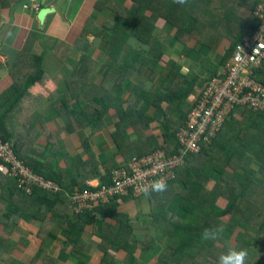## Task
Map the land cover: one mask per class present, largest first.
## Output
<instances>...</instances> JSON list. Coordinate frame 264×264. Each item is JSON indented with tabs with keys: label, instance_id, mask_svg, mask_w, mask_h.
I'll return each instance as SVG.
<instances>
[{
	"label": "trees",
	"instance_id": "16d2710c",
	"mask_svg": "<svg viewBox=\"0 0 264 264\" xmlns=\"http://www.w3.org/2000/svg\"><path fill=\"white\" fill-rule=\"evenodd\" d=\"M103 1H98V11L102 12L110 7L111 12L117 16L112 24L106 26V31L113 32L105 36L108 43L103 59L113 57L114 60H118L122 53L124 56L127 46L132 47L137 37L141 38L139 33L147 29V22H151L153 27L154 22L159 18H165L166 23L171 24L174 31L172 37L175 41L181 40L186 54L190 40L195 39V44L190 49L195 53L199 54L203 46H208L206 44L199 46L197 36L201 34L197 33L201 27H204L203 31L205 28H208L209 32L218 28L223 31L224 38L229 42V48L210 77L198 81L194 74L189 76V73L184 74L178 66L175 67L180 77L177 94L174 93L172 97L180 96L182 100L190 95L195 86L204 89L214 78L217 70L228 61L236 46L252 33L255 27L253 11L260 2V0H187V3L180 4L175 0H128L134 7L132 12L123 4H118L119 0H109V3L107 1L103 3ZM228 6L232 9L236 8L235 6L246 8L248 15L243 16L240 12L233 10L227 11ZM94 20L89 19L86 26L89 32L85 29L86 32L95 31ZM204 22L209 24L204 26ZM86 36L83 39L87 38ZM215 36L220 39V36ZM209 48L214 51L213 48ZM135 56L132 47L127 57L132 59ZM82 58L76 66L78 70L84 68L86 80L81 82L80 87L87 90L92 85L89 72L94 69L95 58L88 51ZM30 60L34 63L35 70L45 76L44 57L34 56ZM76 72L75 69V74ZM163 74L164 67L160 66L159 75ZM41 78L28 74L24 83L17 84L11 89V94L6 95L4 106L0 104V121H7V113L14 105L11 103L14 101V96L21 92L25 94L32 86L40 82ZM257 79L264 84V64L257 72ZM171 82L170 79L168 83ZM77 86L78 83H75L72 90ZM119 86L122 87V91L116 94L109 92L104 98L95 100L96 104H101L104 109L107 108L105 110H109V105L117 109L118 123L111 132L112 141L119 150L117 156L103 163L95 155L90 142H85L82 149L87 152L88 159L84 160L79 156L71 157L73 162L79 160L80 163L70 166L66 171L57 172L47 169L41 161L21 154L19 141L15 147L18 158L36 174L59 184L63 191L59 195H53L35 188L33 195L28 194L21 188L20 177L5 176L1 169L5 165L2 159H0V181L12 183L16 190L14 195H20L23 203L38 201L50 209L52 205L56 206L60 203L69 209L68 214L62 217L64 222L60 224L65 236L62 251L76 260L77 264H150L153 261L152 258L157 256L159 246L164 248V253L161 252L160 258L157 256V260L151 264H218L220 255L226 252L228 247L248 249L249 256L246 264H264V181H258L256 178L257 175L264 176V112L253 111L248 106L235 107L211 146L206 148L202 145L198 155L186 156L184 167L177 171L176 181L168 184L165 192L153 191L148 195L136 197L147 198L149 225L136 224L137 221L141 222L140 220H146V218H131L127 213L119 211L120 201L134 198L132 196L114 198L108 205L97 206L92 203L91 207L84 208L83 212L76 208L77 203L74 197L88 189L86 181L89 179H101L103 181L101 186H109L113 173L132 159L146 156L143 154L151 150L153 152L165 150L168 156L176 154L179 150L177 135L184 126L188 113L187 116L181 117V126H183L180 129L166 125L165 116H163L161 125L164 133L159 137L161 143L154 145L150 151L131 150L128 153L130 156L127 157L123 137H125L128 123L131 122L132 126H135V121L139 125L141 122L151 121L147 119L149 118L147 115L142 117L144 113L142 110L133 113L131 110L128 111L130 108L122 107L128 100L124 99V89L131 85L121 82ZM142 94L144 100L148 96L151 97L147 93ZM73 97L75 101L78 100L74 95ZM167 98L159 99V104L161 101L170 102ZM95 111L96 114L93 116L92 110L88 109V103L81 113L68 110L73 119L68 127L69 132L72 134L76 132L74 122L82 121L81 117L86 118V120L83 119L86 127L95 128V121L98 124L105 117L104 111L97 108ZM13 138L14 136L12 137L9 132H0V141L3 143L12 142ZM165 144L170 147H165ZM121 160L125 164H121ZM70 181H74V184ZM221 181L226 186L221 185ZM172 202L180 204L183 216L173 215L178 213L170 208ZM11 218L14 219V215L11 214ZM54 219L58 217L55 216ZM89 227L95 229L92 238L86 237ZM217 227H223L224 232L216 240L206 241L201 238L205 229ZM4 239L0 237V244ZM93 239L97 242L95 250L91 244ZM94 251L100 253V259L95 257ZM166 251L171 252L172 255ZM7 260L8 264L48 263L47 257L41 262L33 260L30 263L10 257H7Z\"/></svg>",
	"mask_w": 264,
	"mask_h": 264
},
{
	"label": "crops",
	"instance_id": "0c3cea01",
	"mask_svg": "<svg viewBox=\"0 0 264 264\" xmlns=\"http://www.w3.org/2000/svg\"><path fill=\"white\" fill-rule=\"evenodd\" d=\"M1 1L3 0H0V4ZM22 1L24 0H5L2 4L6 5L0 6V98L9 93L16 80H23L28 74H33L32 69L35 70V65L26 57V54L44 57L45 76L25 94L21 92L14 96V101L11 102L14 105L7 113V121H0V132L6 131L12 134L15 147L17 142H21L19 148L21 154L41 161L51 171L63 172L70 166L80 163L79 160L73 162L71 157L79 156L87 160L89 156L82 149L85 142H90L95 155L103 163L118 155L119 150L111 138V132L118 123L117 109L109 105V110H105L107 108L104 109L101 104H96L95 100L104 98L109 92L116 94L122 91V87L119 86L121 82L131 85L124 89V99L128 100L122 107L130 108L128 111L131 110L133 113L142 110L144 112L142 117L147 115L149 118H146L151 121L141 122L140 125L135 121V126H132L131 122L128 123L125 137H123L126 145L125 154L129 157L128 153L131 150L150 151L154 145H159L161 143L159 137L164 133L161 125L162 117L165 116L166 125L180 129L183 126H181V117L187 116V113L191 111L192 99L197 98L202 89L200 86H195L184 100L180 99V96L172 97L174 93L177 94L179 87L180 75L175 67L178 66L184 74L192 70L198 81L207 79L229 48V42L225 41L214 51L204 46V49L201 48L199 54H196L194 50H190L195 41L190 40L186 54L181 40L173 39L172 26H170L171 31H166L165 27L169 24L163 18H159L154 22L153 27L148 21L147 29L140 31L141 38L136 39L132 45L135 57L132 59L127 57V53L132 49L127 46L126 54L123 56L122 53L118 60H114L113 57L103 59L108 43L105 36L113 32L106 31V26L112 24L117 17L111 12L109 5V9L101 12L97 9L99 0H83L82 6L76 12L80 0H65L64 16L53 13L47 17L45 23H42L38 19V13L45 7L43 4L54 7L62 0H31L33 6L19 8L13 20V7ZM106 1L109 3V0H104L103 3ZM118 4H123L126 9L133 12L134 7L128 0H119ZM89 19H95L93 25L95 31L92 33H88L86 28ZM40 35L60 39L73 49L57 46V43L53 44L51 40H47L45 43H49L52 47L47 50ZM85 36L87 38L84 51L78 44L82 40L81 37ZM90 36L92 40H89ZM90 49L94 51L95 61L94 69L89 75L92 85L86 90L80 87L81 82L86 80L84 68L78 70L76 65ZM203 51L205 55H202ZM150 57H154L152 60L156 63L153 67H151ZM163 58L167 62L161 65L159 60ZM160 66L164 67L162 76L159 75ZM170 79L172 82L167 83ZM75 83H78V86L72 90ZM142 93H147L151 97L148 96L144 100ZM73 95L78 99L77 101ZM162 97H168L170 102L161 101L159 104V99ZM4 103L5 100L0 102L2 107ZM87 103L93 116L97 108L104 111L105 117L98 124L93 118L95 128L86 127L83 121L86 118L81 117L82 121L74 122V128L78 130L75 129L74 134L70 133L68 127L73 119L68 110L81 113ZM181 108L183 110H180ZM164 146L170 147L168 144ZM152 152L153 150L143 155ZM123 163L124 161L121 160V164ZM256 178L258 181H264V176L257 175ZM6 182L0 181V237L5 238L0 244V264H8L7 257L24 263H30L33 260L41 262L47 257V264H77L76 260L62 251L65 236L60 224L64 222L62 217L68 214L69 209L60 203L56 206L52 205V209L38 201L23 203L20 195H14L16 190L13 184ZM70 183L74 184V181ZM86 183L87 186H100L103 181L89 179ZM140 198L144 199L139 200L137 204L134 199L138 198H126L125 201L122 199L123 201L119 203V211L127 213L132 216L131 218H146V220H140L141 222L137 221L136 224L149 225L147 198ZM170 205V208L178 213L173 214L175 217L182 215L179 203L172 202ZM11 214L14 215V219L11 218ZM55 216L58 219L55 220ZM54 228L57 229V233ZM43 236L44 239H42ZM93 241L95 245L97 242L94 239ZM160 251L164 253V248L159 246L158 257L161 254ZM166 252L171 254L169 251ZM94 255L98 259L101 258L99 252H95ZM157 256L152 258V262L157 260ZM55 260L57 262L54 263Z\"/></svg>",
	"mask_w": 264,
	"mask_h": 264
},
{
	"label": "built area",
	"instance_id": "2783aa9c",
	"mask_svg": "<svg viewBox=\"0 0 264 264\" xmlns=\"http://www.w3.org/2000/svg\"><path fill=\"white\" fill-rule=\"evenodd\" d=\"M253 18L252 33L236 46L228 61L201 90V96L192 99V109L177 135L178 154L168 156L165 151L157 150L132 159L113 173L109 186L91 185L76 195V208L83 212L92 203L108 205L114 198L139 197L146 186L149 193L153 192L151 182L158 179H163L167 185L173 183L186 156L198 155L202 145L211 146L236 106L264 112V84L257 79V72L264 64V0H260L254 9ZM0 159L4 161L3 169L8 175L20 177L21 188L28 194L33 195L35 188L53 195L62 193L59 184L25 165L10 144L0 142Z\"/></svg>",
	"mask_w": 264,
	"mask_h": 264
},
{
	"label": "rangeland",
	"instance_id": "374dc122",
	"mask_svg": "<svg viewBox=\"0 0 264 264\" xmlns=\"http://www.w3.org/2000/svg\"><path fill=\"white\" fill-rule=\"evenodd\" d=\"M3 1H5V0H3ZM3 1H1V4H2V2ZM83 0H80L79 1V4H78V6L76 7V12L78 11V8L79 7H81L82 5H81V2H82ZM1 4H0V6H1ZM216 4V3H215ZM3 6H5L6 4H2ZM2 6V7H3ZM9 6V5H8ZM229 8L227 9V11L228 10H233V11H236V12H240L241 13V15H243V16H245V15H248V10L246 9V8H243V7H239V6H235L236 8H234V9H232L230 6H228ZM14 8V7H13ZM0 10H1V8H0ZM59 16H61L62 17V15L59 13ZM164 20H165V18H164ZM166 21V20H165ZM209 23L208 22H204V26H206V25H208ZM171 24H169L167 27H165V30L167 31V30H170L171 31ZM204 28V27H203ZM203 28L201 27V30L197 33V34H201L200 36H197V39H198V42L200 43L199 44V46H202L203 44H206V45H208L209 47H211V48H213L214 50H215V48H219V46L221 45V44H223L225 41H227L225 38H224V33H223V31L220 29V28H218V29H216V30H212L211 32H209L208 31V28H205V30L203 31ZM207 34H210V35H212V36H210V35H207ZM215 35H217V36H220V39H217V37L215 36ZM215 36V37H214ZM40 39H42L43 40V44L46 46L45 48L47 49V50H50V49H52V47L51 46H49V43H45V41H49V40H51L52 41V43L53 44H56L57 46H66V47H69V50L70 49H73L71 46H69L68 44L66 45L65 43H63L60 39L58 40V39H56V38H49V37H43V36H41L40 35ZM141 37V36H140ZM212 37H214V38H212ZM216 38V39H215ZM81 42L78 44V46L80 47V48H83L84 49V51L86 50V38L85 39H83L82 37H81ZM137 39H139V37H137ZM195 40V39H194ZM203 49H204V46H203ZM87 52V51H86ZM88 52H91L92 54H93V56H94V51L92 50V49H90V50H88ZM52 53L53 54H55L54 52H53V50H52ZM207 53V52H206ZM196 54H198V53H196ZM147 56H149V54H146ZM202 55H205V51H203L202 52ZM32 56H34V55H30V54H26V57H28L29 59L32 57ZM59 57H62V56H59ZM151 58V60L152 59H154V57H150ZM167 62V60L165 59V58H163L162 60H159V63L161 64V65H164L165 63ZM156 63L154 62V60H152L151 61V67H153L154 65H155ZM155 68V67H154ZM29 72H31V70L29 69ZM32 73L35 75V77L36 78H38V77H42L41 78V80L43 79V77H44V74H42L40 71H38V70H34L33 71V69H32ZM91 74V72H89V75ZM191 75H193V72H192V70H190V73H189V76H191ZM26 81V77H25V79H23V80H16V83L13 85V86H15V85H17V84H21V83H24ZM168 83V82H167ZM12 86V87H13ZM170 91V90H169ZM8 94V96L11 94V89H10V91H9V93H7ZM8 98V97H7ZM6 99V96L5 97H3V98H0V102L1 101H3V100H5ZM155 119V118H154ZM76 130H78V129H76ZM0 142H2V141H0ZM8 144H10L11 146H12V148L14 149V151H15V144H14V142H10V143H8ZM163 151H165V150H163ZM16 153V152H15ZM183 167H184V165H183ZM182 167V168H183ZM1 169H3V167H1ZM4 170V169H3ZM5 171V176H8V172L6 171V170H4ZM221 185L223 184V185H225L226 186V184L225 183H223L222 181H221V183H220ZM144 198H138V199H134V202L137 204L138 202H139V200H143ZM130 217H132V216H130ZM54 231L56 232L57 231V229L56 228H54ZM94 232H95V229L93 228V227H89V229H88V234H87V237H89V236H93L94 235ZM57 233V232H56ZM92 247H96V245H94V241H92ZM157 246H159V244L157 245ZM160 253H161V251H160Z\"/></svg>",
	"mask_w": 264,
	"mask_h": 264
},
{
	"label": "clouds",
	"instance_id": "9594fccd",
	"mask_svg": "<svg viewBox=\"0 0 264 264\" xmlns=\"http://www.w3.org/2000/svg\"><path fill=\"white\" fill-rule=\"evenodd\" d=\"M176 3L184 4L187 3V0H175ZM93 38L90 36L89 40ZM202 90V89H201ZM167 183L163 179H158L151 182L150 188L151 191L157 193H163L167 190ZM144 194H149V187H144ZM224 232L223 227H217L213 229H205L201 238L203 240H216L220 234ZM249 256L248 249L238 248V247H228L227 251L222 253L219 257L218 264H246L247 258Z\"/></svg>",
	"mask_w": 264,
	"mask_h": 264
},
{
	"label": "water",
	"instance_id": "95a60500",
	"mask_svg": "<svg viewBox=\"0 0 264 264\" xmlns=\"http://www.w3.org/2000/svg\"><path fill=\"white\" fill-rule=\"evenodd\" d=\"M64 2L65 0H62L59 4H57L56 6L54 7H49V6H46L45 3L43 4L45 7L42 8L39 13H38V19L42 22V23H45L47 17L53 13H60L62 16H64V12H63V5H64ZM33 6V2L31 0H24L20 3H17L13 10H12V19L14 20L15 19V13L16 11L21 8V7H24V6Z\"/></svg>",
	"mask_w": 264,
	"mask_h": 264
}]
</instances>
